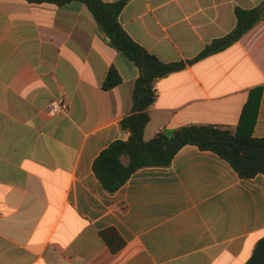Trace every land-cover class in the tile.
Returning a JSON list of instances; mask_svg holds the SVG:
<instances>
[{
  "label": "crops",
  "instance_id": "1",
  "mask_svg": "<svg viewBox=\"0 0 264 264\" xmlns=\"http://www.w3.org/2000/svg\"><path fill=\"white\" fill-rule=\"evenodd\" d=\"M107 3L118 0H102ZM264 0H130L119 21L166 64L144 139L191 125L236 132L249 104L264 138V20L195 60ZM110 41V40H109ZM85 4L0 0V264H247L264 237V175L241 178L194 145L144 168L115 194L93 164L133 113L139 68L114 50ZM111 68L122 83L102 89ZM68 113L54 116L52 102ZM252 122V121H250ZM115 230L112 251L102 232Z\"/></svg>",
  "mask_w": 264,
  "mask_h": 264
},
{
  "label": "trees",
  "instance_id": "2",
  "mask_svg": "<svg viewBox=\"0 0 264 264\" xmlns=\"http://www.w3.org/2000/svg\"><path fill=\"white\" fill-rule=\"evenodd\" d=\"M30 4L49 3L63 6L74 1L86 5L94 16L102 36L110 38L109 45L122 53L140 70L133 90V113L120 123L129 139L116 140L95 159L93 170L102 187L109 194L117 193L137 171L149 167H170L176 154L187 145L212 151L230 163L241 178L264 175V138L253 136L254 122L249 119L246 105L236 132L216 125H191L161 131L151 141L144 139L150 122L149 109L155 102L152 85L155 80L185 68L183 63L166 64L136 43L121 26L119 17L130 0L107 3L102 0H25ZM237 26L227 36L214 40L193 61L221 52L237 43L245 34L264 20V2L250 10L236 9ZM122 83L117 70L111 68L102 89L109 91ZM252 121V122H250ZM102 237L112 251L123 242L118 233L109 229ZM247 264H264V237L258 242Z\"/></svg>",
  "mask_w": 264,
  "mask_h": 264
},
{
  "label": "built area",
  "instance_id": "3",
  "mask_svg": "<svg viewBox=\"0 0 264 264\" xmlns=\"http://www.w3.org/2000/svg\"><path fill=\"white\" fill-rule=\"evenodd\" d=\"M152 91L154 93V97L156 98L158 95V86H157V80L154 81L152 85ZM68 106L63 101H54L51 103L49 111L52 115H62L68 113ZM0 222H1V214H0Z\"/></svg>",
  "mask_w": 264,
  "mask_h": 264
},
{
  "label": "water",
  "instance_id": "4",
  "mask_svg": "<svg viewBox=\"0 0 264 264\" xmlns=\"http://www.w3.org/2000/svg\"><path fill=\"white\" fill-rule=\"evenodd\" d=\"M108 39V41L110 40V38H107Z\"/></svg>",
  "mask_w": 264,
  "mask_h": 264
}]
</instances>
